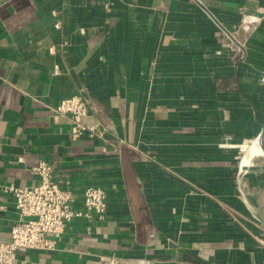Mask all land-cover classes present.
I'll list each match as a JSON object with an SVG mask.
<instances>
[{"label":"crops","instance_id":"0c3cea01","mask_svg":"<svg viewBox=\"0 0 264 264\" xmlns=\"http://www.w3.org/2000/svg\"><path fill=\"white\" fill-rule=\"evenodd\" d=\"M73 95L100 136L52 111ZM263 114L264 0H0V241L47 163L73 209L94 186L106 211L15 264H264V183L243 196L230 147Z\"/></svg>","mask_w":264,"mask_h":264},{"label":"built area","instance_id":"2783aa9c","mask_svg":"<svg viewBox=\"0 0 264 264\" xmlns=\"http://www.w3.org/2000/svg\"><path fill=\"white\" fill-rule=\"evenodd\" d=\"M262 18L263 16H244V24L248 22L246 29L253 30ZM52 111L69 117L72 139L82 135H101L97 127L84 124L88 105L81 95L62 99ZM32 172L39 180L36 185L9 189L18 216L11 227L10 239L0 241V264H15L17 255L24 251H54L72 219L89 217L92 213L102 218L105 214L106 194L100 187H87L82 195L83 210H75L72 208L74 197L71 191L58 185L51 165L39 163ZM121 263L119 257L103 255L97 264Z\"/></svg>","mask_w":264,"mask_h":264},{"label":"rangeland","instance_id":"374dc122","mask_svg":"<svg viewBox=\"0 0 264 264\" xmlns=\"http://www.w3.org/2000/svg\"><path fill=\"white\" fill-rule=\"evenodd\" d=\"M251 142L252 141H249L248 144L246 143L234 146L230 145L231 149L236 151L237 153L235 161L233 163L234 177L237 189L241 191L243 196L247 195L250 186L253 185L261 187L264 183V158H262L260 150L254 157L249 160L250 165H242V160L246 156V152L251 148L253 144V142ZM248 145L250 147L247 149V151H245ZM227 147L223 145L221 146V148L224 149H226Z\"/></svg>","mask_w":264,"mask_h":264},{"label":"bare ground","instance_id":"6f19581e","mask_svg":"<svg viewBox=\"0 0 264 264\" xmlns=\"http://www.w3.org/2000/svg\"><path fill=\"white\" fill-rule=\"evenodd\" d=\"M252 142H253V144H252V146H251V148L247 151V149L250 147L249 145H248V147L246 148V150L245 151H247L246 152V156L244 157V159L242 160V165H250L249 164V160L252 158V157H254L257 153H258V151L260 150V152H261V155H262V158H263V156H264V151L262 150V148L260 147V145H258L257 144V142H256V139H254V140H252ZM251 142V143H252ZM263 146H264V137H263ZM244 153V152H243ZM251 210V209H250Z\"/></svg>","mask_w":264,"mask_h":264},{"label":"water","instance_id":"95a60500","mask_svg":"<svg viewBox=\"0 0 264 264\" xmlns=\"http://www.w3.org/2000/svg\"><path fill=\"white\" fill-rule=\"evenodd\" d=\"M230 36V35H229ZM263 137H264V124L261 125V129L260 132L258 133V135L256 136V142L258 145H260V147L262 148V150L264 151V146H263ZM264 158V156H263ZM262 217H263V224H264V190H263V194H262Z\"/></svg>","mask_w":264,"mask_h":264}]
</instances>
